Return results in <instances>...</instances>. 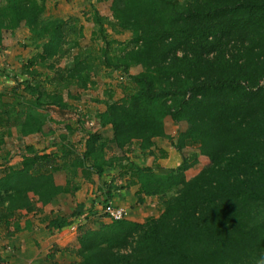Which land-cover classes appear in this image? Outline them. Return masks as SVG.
<instances>
[{"label": "trees", "instance_id": "16d2710c", "mask_svg": "<svg viewBox=\"0 0 264 264\" xmlns=\"http://www.w3.org/2000/svg\"><path fill=\"white\" fill-rule=\"evenodd\" d=\"M49 1L0 0V43L24 28L37 48L23 59L22 79L8 100H0V127L6 116L22 136L54 134L49 108H72L66 98H75L72 88L89 87L101 71L126 73L132 86H124L119 100H103L82 154L61 135L58 150L28 145L20 167L3 166L5 237L23 229L21 217L72 195L79 173L101 176L126 160L135 171L125 188L138 204L157 197L160 212L80 228L78 246L62 249L78 257L73 264H256L264 254V0H96L109 12L92 15L91 38L101 34L105 41L98 50L82 47L81 15L45 19ZM106 23L116 38L108 39ZM122 31L129 33L126 43ZM71 53L72 64L59 65ZM45 71L47 82L37 80ZM158 138L178 152L179 167L164 172L133 161L136 151L155 157ZM198 155L208 164L188 178L185 170ZM81 209L55 216L47 227H69ZM6 263L0 252V264Z\"/></svg>", "mask_w": 264, "mask_h": 264}, {"label": "rangeland", "instance_id": "374dc122", "mask_svg": "<svg viewBox=\"0 0 264 264\" xmlns=\"http://www.w3.org/2000/svg\"><path fill=\"white\" fill-rule=\"evenodd\" d=\"M64 1V0H63ZM78 0L75 2L72 0L70 4L67 5L65 2L62 6V4H59V7L57 8L60 10L61 14H66L68 12L67 10H71L73 8H78L76 6ZM82 6L85 4L84 7H79L76 9L77 11L70 12L68 14H78L83 12V18L82 22L84 24V32H85V39L82 41V47L84 49L93 48V50H98L100 46H105V41L103 38H101V34L97 36V38H91V30L93 28H97V24L93 23L92 15L95 12V10H100L105 15L109 16L108 10L101 4L98 3L96 0H93L88 4L87 1H81ZM75 4V6L73 5ZM74 6V7H73ZM66 10V11H64ZM57 10L54 6V0H50L48 3V7L43 15L45 19H49L52 16L56 14ZM65 12V13H64ZM110 18V17H109ZM105 27L107 28V36L108 39L116 38L117 35L112 33L110 27L107 26V23L105 24ZM21 35L20 39L24 40L25 44H28V46L23 45L24 47V58L30 56L32 53H34L37 48L35 44L30 43V40L28 39L29 31L24 29L21 33H19V36ZM121 39L124 40V43H126L129 40V33L122 31L120 35ZM94 39V41H93ZM22 44V43H21ZM116 49L120 47L118 43H115ZM76 52V51H74ZM72 57L73 53H71L69 56H65L59 60V65L62 66H70L72 64ZM20 60V58H19ZM22 62V60H21ZM53 72L50 74L52 75ZM131 73H134V69L131 70ZM18 75L21 76V73L18 72ZM48 75L46 74V71L39 76V79L41 82L47 80ZM94 83H89V87L82 89L75 85L73 87V95L75 98H69L68 101L69 104L72 105V108L67 107L63 112L60 111V109L56 107L49 108V117L52 120V125L56 128L58 134L60 136L63 134L61 132V128L58 127L64 126L65 124H70L73 129L72 134L75 132L76 136L70 137L71 142L74 145L75 149V155L82 154L84 149V138L87 132L86 128H93L94 130L98 127L97 122V113L104 107L103 100L107 98L108 96L114 97V99H120L123 94L124 86H132V83L130 81L129 75L126 73L118 72V71H101L98 75H96L94 78ZM47 82V81H46ZM15 85V83H13ZM13 85V86H14ZM65 95L68 93L67 90L64 91ZM82 114L81 121H79V116ZM65 123V124H64ZM64 124V125H63ZM16 128V127H15ZM79 129L80 132H78ZM17 129V128H16ZM167 129L170 133H174L177 129V125L171 122L170 120L167 123ZM0 134H4L7 136L8 142L10 143L9 147L3 151L0 152V174L3 171V166L5 164L12 165L14 167H20L21 161H22V153L26 150V147L28 145H32L36 150H44V148H48L49 150L56 151L59 148L60 141H56V138L53 139V134L46 135V136H36V137H26L22 136V134L17 130L13 131H0ZM55 133V132H54ZM81 133V134H80ZM60 138V137H59ZM61 139V138H60ZM160 140V139H159ZM160 141H163L162 139ZM165 143H169L168 140ZM161 144V142L157 143L156 141V153L154 156H148V163L151 165H155L158 167L159 171H167L172 168H177L180 165V158L178 152L173 148L172 150L167 151L164 149L161 150L162 147H158ZM171 146V145H169ZM110 154H112L110 152ZM137 156H142L139 151H136L135 153ZM196 154L195 151H191L189 155ZM198 162L189 168L185 170V174L188 178L193 177L194 175L198 174L207 164L208 159L204 156L198 155ZM109 167L106 169L103 175L98 176L95 172H90L88 175H83L82 173H79L77 176L73 177V182L79 184V188L76 190H80L81 192L78 193L79 197L83 200L76 202L75 208L78 210L82 208L83 214L80 218H76L75 221L71 224L69 232L71 234L80 232V228L82 230L97 227L105 222L110 221V219L103 213V207L106 203L105 200V193L106 192H112L117 189H123L125 188V185L128 184V180L130 178V175L134 173V168L126 161H116L114 168ZM71 177L70 174H68V178ZM58 180L65 183V180L67 179L64 174H60L57 178ZM124 186V187H121ZM126 189L130 190V187ZM111 190V191H109ZM75 191V192H76ZM74 192V193H75ZM112 199V198H110ZM135 201L133 202L132 213L131 216L139 221L145 220L147 216H156L160 212L162 208V204L160 200L157 197L154 196H146L144 201L140 204L137 203V198L135 196ZM110 201V200H108ZM107 201V202H108ZM113 203V200H111ZM87 203V204H86ZM138 204V205H137ZM86 205V206H85ZM73 211L72 209H67L65 212L66 214L71 213ZM35 214V213H33ZM27 221L25 220L27 217ZM40 216L33 217L32 214L26 215L24 217H21L22 225H24L23 229L19 231L18 234L22 231L28 230L30 227V223L32 228H38V225L33 223L32 219L36 218L39 219ZM47 221V220H46ZM24 222V223H23ZM55 228V227H54ZM56 229V228H55ZM54 229V230H55ZM52 233L51 239L48 240L47 244L49 247L48 252H56L55 258L53 260L48 259L47 260H38L36 259L34 261H28L25 260L23 263L20 260L16 259V256L12 254V250L15 247L14 242L8 238L5 237V229L4 227H0V250H7L3 253V258L7 260L6 264H54V262L58 264H73L74 258H71L70 256H66L60 248L55 244L53 240H55L58 235L56 236V233H53V229L51 228ZM43 232V231H41ZM60 234L61 233H57ZM48 234V236H50ZM68 236H65L67 238ZM76 242V241H74ZM10 247V249L8 248ZM15 250V249H14ZM47 252H44L45 254ZM48 254V253H47ZM23 261V260H22Z\"/></svg>", "mask_w": 264, "mask_h": 264}, {"label": "crops", "instance_id": "0c3cea01", "mask_svg": "<svg viewBox=\"0 0 264 264\" xmlns=\"http://www.w3.org/2000/svg\"><path fill=\"white\" fill-rule=\"evenodd\" d=\"M71 1L72 0H64V1L63 0H54V6H55V9L57 10L55 15L60 16V17H67L69 15H72V14H68V13L77 11L76 9H78L79 7L85 6V4L83 6L81 5L82 0H78L76 3V6L78 8H73L71 10H67L68 12H66V14H61L60 10L57 9L59 7V4L61 3L63 6V4L66 2L68 5V4H70ZM73 1L75 2L76 0H73ZM83 1H87L89 4L93 0H83ZM73 5L75 6V4H73ZM64 11H66V10H64ZM78 14L81 15L83 18V12L82 13L80 12ZM22 30H24V28L17 30V34H16V37L14 39L10 40L9 38H6V39L2 40V42L0 43V100H2V101L8 100V94H9L8 91H10V89L13 87V85H14L13 83H15V85H16L15 80H21L22 79V77L18 75V72L21 73L20 67H21L23 59H24V48H23L24 46L23 45L25 43H24L23 39H20L21 35L19 36V33H21ZM19 58H20V60H19ZM21 60H22V62H21ZM4 93H5V95H3ZM3 96L5 97L4 99H3ZM0 105H1V103H0ZM4 124H6V126L1 125V127H0L1 131H13V130L18 129L17 127H16L17 129L15 128V125H16L15 121L14 120L9 121L6 116H5ZM52 127L54 128V131H55V133L53 134L54 135L53 139L56 138L57 142L61 141L60 134H58L56 128L53 125H52ZM71 127L72 126L70 124H65L64 126L58 127L59 129L61 128V131H64L61 133H63L62 135H66V139L69 142H71V140H70L71 135L76 136L75 132H77V131H74V133L72 134L74 128H71ZM76 130H78V132H80L78 128ZM102 133L105 136L111 135V131L109 129H106V128H103ZM29 136L32 138V137L42 136V135L36 134V135H29ZM29 136H26V137H29ZM44 136H46V135H44ZM4 139H5V149H6L7 146L9 147L10 143L8 142L7 136L4 135ZM159 139L160 138L156 139L157 143L161 142V144L158 147H162V148L166 149L167 151L173 149V146H169V143L166 144L165 143L166 141H164L163 139H162L163 141H160L161 139L160 140ZM84 140H85V138H84ZM155 152H156V150H155ZM133 161L135 163L143 165V164H145V162L148 163V157L146 155H142L141 157L135 155V158H133ZM111 169H113V168H111ZM59 183H63V182L59 180ZM80 192L81 191L78 190L75 193H73L72 195H64L60 199L54 200L53 203H50V204L44 206L42 208V210L38 211L37 213H35V214L32 213L33 217L41 215V217L39 219H36V218L32 219L33 223L38 225V228L37 227L36 228L35 227L30 228L29 227L28 230L22 231V232H20V234H18L19 233L18 232L15 235L8 238V239L11 238V240L14 242V245L16 248H14L15 250L14 249L12 250V254L16 256L17 260H20L22 263L25 260H28L29 262L30 261L35 262V260L38 258H39L38 260H41V261H43L44 259L48 261V259H49L48 255L50 254V252H48L49 247H48L47 242H48V240L51 239L50 234L52 233V230L47 227L49 224V220L53 219L57 215H67L65 213V211L67 209H73L75 207L74 205H76V202L83 200L82 198L79 197L78 193H80ZM107 193L108 192H106L104 194L105 198L107 197V195H106ZM111 196H112L111 200H113L114 205L126 206L129 208L130 212H132V210H134V208H132V206L134 204L133 202L135 201V199H134L135 195H133L131 189L129 190V189L123 188V189L114 190V191H112ZM131 214L132 213H130V215ZM27 218H29V216ZM131 218H133V217L131 216ZM31 224L32 223H30V226H31ZM22 226L24 227V225H22ZM69 227L73 228V227H71V225ZM69 227L63 228V229H57V228L55 229L54 227L52 228L53 233L54 234L56 233V236L58 235V237L53 241L58 246V248H60L61 251H63L62 250L63 247L76 248L78 246V243H77V234L78 233L71 234L69 232L70 231ZM41 231H43V232H41ZM57 233H61V235L57 234ZM48 234L50 236H48ZM65 236H68V237L65 238ZM74 241H76V242H74ZM8 248L10 249V247H8ZM6 251L0 250L2 255ZM44 252H47L48 254L47 253L43 254ZM63 253L66 256L68 255L71 258H74L73 261L78 259V257L73 253H70V252H63Z\"/></svg>", "mask_w": 264, "mask_h": 264}, {"label": "built area", "instance_id": "2783aa9c", "mask_svg": "<svg viewBox=\"0 0 264 264\" xmlns=\"http://www.w3.org/2000/svg\"><path fill=\"white\" fill-rule=\"evenodd\" d=\"M79 118H82V114H80ZM103 213L110 220H120L124 218H128L130 216V210L126 206L114 205L111 201H108L104 204Z\"/></svg>", "mask_w": 264, "mask_h": 264}, {"label": "clouds", "instance_id": "9594fccd", "mask_svg": "<svg viewBox=\"0 0 264 264\" xmlns=\"http://www.w3.org/2000/svg\"><path fill=\"white\" fill-rule=\"evenodd\" d=\"M256 264H264V254H261V256L256 260Z\"/></svg>", "mask_w": 264, "mask_h": 264}]
</instances>
